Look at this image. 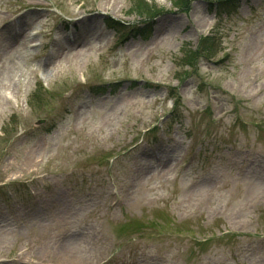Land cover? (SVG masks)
<instances>
[{"label": "rangeland", "instance_id": "obj_1", "mask_svg": "<svg viewBox=\"0 0 264 264\" xmlns=\"http://www.w3.org/2000/svg\"><path fill=\"white\" fill-rule=\"evenodd\" d=\"M29 1L41 6L0 0V185L23 181L13 198L0 189V264H101L113 238L121 264H264V27L255 43L247 38L262 24L264 0H241L233 16L212 10L218 0ZM145 1L166 11L153 37L117 44L105 18L142 22ZM52 6L77 29L67 30ZM207 35H217L211 58L199 57L196 71L183 66L187 48ZM37 72L53 96L31 106ZM131 80L139 85L125 82L115 95L90 90ZM176 86L182 122L167 119ZM238 95L260 106L243 112L247 126L236 120ZM154 121L167 131L155 145L160 160L142 140ZM6 127L12 135L3 137ZM132 177L138 185L124 209L118 198ZM31 180L36 198L26 194Z\"/></svg>", "mask_w": 264, "mask_h": 264}, {"label": "trees", "instance_id": "obj_2", "mask_svg": "<svg viewBox=\"0 0 264 264\" xmlns=\"http://www.w3.org/2000/svg\"><path fill=\"white\" fill-rule=\"evenodd\" d=\"M174 1L176 2V7H182V6H185V4H187L186 0H174ZM226 5H227V3H224L223 1H219L218 8L222 9ZM137 6H138V10L146 13V15L149 16L150 18H152L155 14H160L159 10L152 11V9H149L150 7L147 6L146 3H141V4H138ZM140 6H142V8H139ZM210 46H211V39L210 38L205 39L204 49L208 50V47H210ZM193 65H194V63H192L191 66H193Z\"/></svg>", "mask_w": 264, "mask_h": 264}]
</instances>
